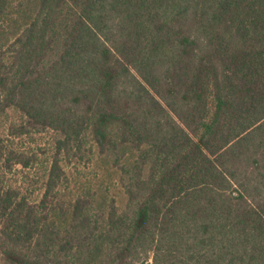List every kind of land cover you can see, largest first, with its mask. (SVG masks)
<instances>
[{
	"label": "trees",
	"instance_id": "1",
	"mask_svg": "<svg viewBox=\"0 0 264 264\" xmlns=\"http://www.w3.org/2000/svg\"><path fill=\"white\" fill-rule=\"evenodd\" d=\"M0 264H264V0H0Z\"/></svg>",
	"mask_w": 264,
	"mask_h": 264
},
{
	"label": "rangeland",
	"instance_id": "2",
	"mask_svg": "<svg viewBox=\"0 0 264 264\" xmlns=\"http://www.w3.org/2000/svg\"><path fill=\"white\" fill-rule=\"evenodd\" d=\"M10 116L11 114H9V117ZM39 136H36V138ZM32 140L33 139L31 138H23L18 140L15 139L14 144L15 146L17 145L28 150L31 149L30 147L34 146V140ZM86 146H88V144H86ZM37 152L39 153V159L37 162L38 164L34 168L20 170V168L15 165L10 171L6 172L3 179L4 182H9L12 184L16 183V181L20 182L21 185L25 184L22 187V191L30 199H33L34 197L36 198V196H38L40 192L39 178L43 174L44 167H46V156L43 155L38 149ZM90 158L91 157L88 154V149L85 148L81 151L80 155H78V159H72L71 162L65 163L67 173L72 176L70 183L72 188H68L69 195L73 193L76 195H87L89 198L92 197L93 203L91 205V209L93 210H104L112 198L115 200L117 207L122 209L126 201V196L122 190L117 185H115L116 183L114 179H112L113 181L111 180V178H115L116 175L112 169L110 170V162L106 161L105 159H101L96 162L94 157L91 159ZM27 177H33V180L28 182L29 185H27L28 183L26 182ZM29 178H27V180Z\"/></svg>",
	"mask_w": 264,
	"mask_h": 264
}]
</instances>
